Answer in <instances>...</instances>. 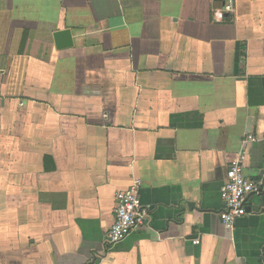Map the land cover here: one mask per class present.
<instances>
[{"label": "crops", "instance_id": "0c3cea01", "mask_svg": "<svg viewBox=\"0 0 264 264\" xmlns=\"http://www.w3.org/2000/svg\"><path fill=\"white\" fill-rule=\"evenodd\" d=\"M225 1L0 0V264H264V193L219 216L240 150L264 183V0Z\"/></svg>", "mask_w": 264, "mask_h": 264}, {"label": "built area", "instance_id": "2783aa9c", "mask_svg": "<svg viewBox=\"0 0 264 264\" xmlns=\"http://www.w3.org/2000/svg\"><path fill=\"white\" fill-rule=\"evenodd\" d=\"M234 12L235 0H226L223 8L217 10L219 21H224L226 16ZM255 140L254 135H248L243 141L244 147ZM246 157V151L240 150L230 162L226 180L220 190L223 208L219 216L227 228H233L236 221L246 215L248 198L260 195L264 190L263 183L244 174ZM141 184L142 181L137 178L127 189L117 191L114 220L106 239L108 244L115 245L122 242L136 229L150 222L152 209L141 200ZM192 242L199 244L201 240L195 238Z\"/></svg>", "mask_w": 264, "mask_h": 264}, {"label": "water", "instance_id": "95a60500", "mask_svg": "<svg viewBox=\"0 0 264 264\" xmlns=\"http://www.w3.org/2000/svg\"><path fill=\"white\" fill-rule=\"evenodd\" d=\"M56 45L58 48L70 47L73 45L72 31L70 29L58 30L55 35ZM264 186V183H263ZM264 193V190L261 194ZM250 209L247 207V211Z\"/></svg>", "mask_w": 264, "mask_h": 264}]
</instances>
